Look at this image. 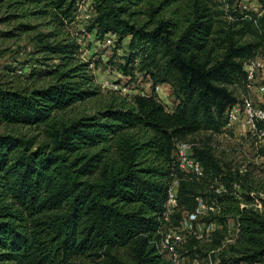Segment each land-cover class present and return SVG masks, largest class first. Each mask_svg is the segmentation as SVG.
I'll use <instances>...</instances> for the list:
<instances>
[{
    "label": "trees",
    "instance_id": "trees-1",
    "mask_svg": "<svg viewBox=\"0 0 264 264\" xmlns=\"http://www.w3.org/2000/svg\"><path fill=\"white\" fill-rule=\"evenodd\" d=\"M80 1L0 0V22H15L4 35L34 32L42 54V68L21 75L0 64V262L171 264L154 240L175 145L208 134L195 148L206 176L179 183L178 205L189 210L223 171L210 138L239 101L245 63L264 50V0H254L257 11L233 0H90L86 31L127 39L118 69L143 73L152 89L168 85L174 105L136 93L64 120L59 113L101 92L76 37L60 38ZM30 16L49 17L53 29L36 31ZM241 219L238 242L218 264H264V212ZM216 242L195 251L190 243L188 254Z\"/></svg>",
    "mask_w": 264,
    "mask_h": 264
},
{
    "label": "built area",
    "instance_id": "built-area-1",
    "mask_svg": "<svg viewBox=\"0 0 264 264\" xmlns=\"http://www.w3.org/2000/svg\"><path fill=\"white\" fill-rule=\"evenodd\" d=\"M253 2L252 8L242 3L238 7L257 11L258 4ZM87 4V0L78 3V15ZM92 15L93 10L88 17L91 19ZM76 40L81 45L82 40L78 37ZM89 68H93V62ZM244 70L245 92L227 109L223 130L214 134L239 143L232 141L230 146L211 143L217 157L220 153L230 155L231 164L229 168L223 165L222 172L209 178L208 187L196 196V204L189 210L178 205V187L181 180H201L206 176L202 161L195 155L200 143L181 140L175 145L172 179L154 240L157 252L171 264H218L222 253L239 240L241 216L264 212V61L257 55L245 63ZM229 206L235 210L228 211ZM215 239L214 246L203 248L201 254L196 252L192 257L188 254L190 243L195 251L197 246L210 245Z\"/></svg>",
    "mask_w": 264,
    "mask_h": 264
},
{
    "label": "rangeland",
    "instance_id": "rangeland-1",
    "mask_svg": "<svg viewBox=\"0 0 264 264\" xmlns=\"http://www.w3.org/2000/svg\"><path fill=\"white\" fill-rule=\"evenodd\" d=\"M88 4L86 9L81 10L75 22H73L68 28H61V37L74 35L82 40V53L80 58L83 61L90 60L93 62V68H89V72L95 75V83L100 86V96L98 99H90L82 104H77L71 109L59 113L58 117L64 120L68 118L76 117L83 113H91L98 106L104 105L113 99L117 101L121 99H129L133 94H152L155 93L159 99L166 105L168 109H171L174 105L173 96L171 94L170 87L166 84H161L159 89L154 87L152 89L149 79L138 71H134L132 75H124L118 69L119 63H122L123 55L125 51V44L127 39L120 44L116 41L115 36L106 35L102 39H98L93 32H87L86 26L89 24L92 9L90 6V0H87ZM233 3H242L247 8H252L253 0H233ZM2 10H0V15ZM31 24L37 25L36 31L48 32L53 29L51 25H47L49 17L41 16L39 18L28 17ZM27 20V19H25ZM15 22H0V64L16 67L17 74L27 73L30 68H42V64L35 59L41 57L42 54L37 52L35 42L32 40V33H25L17 35L16 37H8L4 35V32L14 27ZM258 56L264 61V50L260 51ZM48 64L55 63L51 60H44ZM25 79L21 76V81ZM242 93V89L237 90L239 98ZM257 100V99H256ZM258 101V100H257ZM259 102V101H258ZM259 104H261L259 102ZM27 134L33 135L37 131L33 129H22ZM206 135L205 133H199L194 136L197 143H201ZM235 140H228L222 138L220 135H211L210 142H214L219 145L230 146ZM223 157V158H222ZM230 155L219 154V159L222 161L225 168H229ZM235 207H228V211H234ZM163 257V256H162ZM166 259L165 257H163ZM0 264H6L0 262Z\"/></svg>",
    "mask_w": 264,
    "mask_h": 264
},
{
    "label": "crops",
    "instance_id": "crops-1",
    "mask_svg": "<svg viewBox=\"0 0 264 264\" xmlns=\"http://www.w3.org/2000/svg\"><path fill=\"white\" fill-rule=\"evenodd\" d=\"M167 86H168V85H167ZM244 92H245V90H242V93H241V94H243ZM241 94H240V95H241ZM263 105H264V104H263Z\"/></svg>",
    "mask_w": 264,
    "mask_h": 264
}]
</instances>
